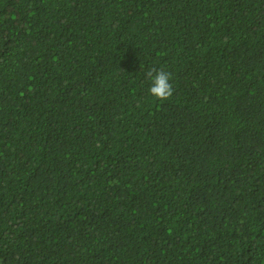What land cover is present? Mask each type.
<instances>
[{
  "label": "trees",
  "instance_id": "16d2710c",
  "mask_svg": "<svg viewBox=\"0 0 264 264\" xmlns=\"http://www.w3.org/2000/svg\"><path fill=\"white\" fill-rule=\"evenodd\" d=\"M0 264H264V0H0Z\"/></svg>",
  "mask_w": 264,
  "mask_h": 264
},
{
  "label": "clouds",
  "instance_id": "9594fccd",
  "mask_svg": "<svg viewBox=\"0 0 264 264\" xmlns=\"http://www.w3.org/2000/svg\"><path fill=\"white\" fill-rule=\"evenodd\" d=\"M146 76L151 81L150 95L160 101H167L173 96L174 86L171 83V73L153 68L147 71Z\"/></svg>",
  "mask_w": 264,
  "mask_h": 264
}]
</instances>
